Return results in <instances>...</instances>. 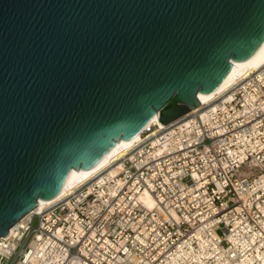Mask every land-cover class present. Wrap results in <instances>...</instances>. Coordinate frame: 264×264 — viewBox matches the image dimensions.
<instances>
[{
    "label": "water",
    "instance_id": "obj_1",
    "mask_svg": "<svg viewBox=\"0 0 264 264\" xmlns=\"http://www.w3.org/2000/svg\"><path fill=\"white\" fill-rule=\"evenodd\" d=\"M263 45L264 0H0V238Z\"/></svg>",
    "mask_w": 264,
    "mask_h": 264
},
{
    "label": "built area",
    "instance_id": "obj_2",
    "mask_svg": "<svg viewBox=\"0 0 264 264\" xmlns=\"http://www.w3.org/2000/svg\"><path fill=\"white\" fill-rule=\"evenodd\" d=\"M0 264H264V64L23 217Z\"/></svg>",
    "mask_w": 264,
    "mask_h": 264
},
{
    "label": "bare ground",
    "instance_id": "obj_3",
    "mask_svg": "<svg viewBox=\"0 0 264 264\" xmlns=\"http://www.w3.org/2000/svg\"><path fill=\"white\" fill-rule=\"evenodd\" d=\"M255 58L253 59V61L251 62V64L245 68L243 65H240V67L242 69H244L245 72H251L257 68H259L260 66H262L264 64V45L263 47L260 49V51L258 53H255ZM232 74H229V76L225 79V81L227 80V84L225 86H223L222 90L220 91H214L211 93V95L213 96L212 99L203 104L206 105L208 103H210L212 100H214L215 98L219 97L220 95H222L224 92H226L239 78H235V79H231L230 76ZM162 128V125H159V120L158 117H155L152 122L139 134H137L135 137H133L120 151H118L115 155H117L119 153V157L123 156L129 149H131L133 146H135L136 144L140 143L141 141H143L144 139H146L149 136H152L154 134H156V132L158 130H160ZM115 155L108 160L103 166H101L100 168L97 167V171L92 175L95 176L97 173H99L101 170L105 169L111 162V160L115 157ZM115 171L111 172V175L115 174ZM91 177V178H92ZM77 180H75L72 183V186L77 185ZM54 202H57L55 199H52L47 205H43V201H40L37 208L35 209V211H40L42 209H44L45 207L53 204ZM147 203L149 204V206H152V201L150 199L147 200Z\"/></svg>",
    "mask_w": 264,
    "mask_h": 264
},
{
    "label": "rangeland",
    "instance_id": "obj_4",
    "mask_svg": "<svg viewBox=\"0 0 264 264\" xmlns=\"http://www.w3.org/2000/svg\"><path fill=\"white\" fill-rule=\"evenodd\" d=\"M37 224H38V222H37V220L34 222V226L35 227H37Z\"/></svg>",
    "mask_w": 264,
    "mask_h": 264
}]
</instances>
